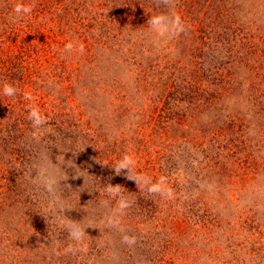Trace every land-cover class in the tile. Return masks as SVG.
I'll list each match as a JSON object with an SVG mask.
<instances>
[{"label":"rangeland","instance_id":"rangeland-1","mask_svg":"<svg viewBox=\"0 0 264 264\" xmlns=\"http://www.w3.org/2000/svg\"><path fill=\"white\" fill-rule=\"evenodd\" d=\"M90 1L96 3L99 0ZM155 6L154 13L177 14L185 24L184 31L168 38L156 37L147 26L145 30L137 32L141 34V38L146 39L145 44L149 48L144 53L148 56L143 58V63L151 62L154 65L155 58L160 60L155 64L166 62L154 67V71L165 73L161 76L167 79L165 89H160L164 81L156 74L152 77L155 86L150 85V90L141 85V72L136 69L134 57L131 56L134 46L117 37V45L99 51L98 58L104 61L100 62L101 67L105 66L108 72L103 71L101 75L99 71H94L96 76L92 77L91 81L84 80L81 85L74 84L75 87L68 89L64 94L72 96L76 103H79V97L86 89L99 87L100 95L106 94L102 97L105 107L97 112V120L94 121L99 123L100 130L104 129V125L107 126V130L101 131L105 137L97 134L89 135L87 140H79V137L73 140L74 143L83 141L82 144H74V148H79L81 152L84 150L81 159L85 156L90 168L95 166L96 159L103 154L104 147L115 144L112 142L117 132V146L113 147L132 156L135 161L134 172L157 178L164 176L168 172L165 162L169 145L182 141L186 146H192L196 142L191 140L190 127L186 126L193 122V117L183 114L187 116L186 123L181 126L184 133L182 136L174 134L168 121L169 115L165 117L168 120H156L160 103L155 105L151 94L156 93L158 88L163 94L162 97L168 95L167 92L173 87L171 85L168 88L167 85L172 82H177L178 87L185 83H190L195 88L198 83L199 87L197 75L190 74L193 68L197 70L194 64L199 61L197 53L202 47L201 41L198 45L194 35H203L201 37L205 38L204 33L215 36V33L220 34V31L224 32L225 29L226 32L235 34L239 28L247 31L250 43L256 35L264 38V0H159ZM148 9L152 11V6ZM10 14V11H6V5L0 4V29L11 23H5L10 19ZM223 36L219 38L213 51L221 50ZM64 37L68 38L66 34ZM130 38L127 40L130 41ZM206 39L209 40L207 37ZM109 51L112 53L109 54ZM39 57L43 61L41 58L36 61L38 66L44 69L43 72L51 70L50 61H46L44 55ZM241 60L244 63L247 58ZM245 64L250 69L264 72V50L255 52ZM4 66H1L2 69ZM241 67L242 65L239 66L240 74L243 77L248 76L249 72L245 70L244 74ZM110 73L115 74L116 78L110 83H102L101 79L110 78ZM58 81L55 78L53 83L59 84ZM20 83L21 91L25 93L23 89L30 85L22 81ZM54 84L49 83L50 87L42 91H47V97L55 100L58 89ZM62 86L60 83L59 87ZM31 91L32 89L28 90L31 98L40 96H34ZM95 91L96 89L87 90L86 94ZM212 91L214 92L213 88ZM221 92L224 93L223 90ZM213 94H220L219 89ZM115 98L116 101H111ZM229 99L231 101L227 110L236 100L232 96ZM61 100L56 99L57 108L58 104H62ZM193 112L201 114L197 115L198 120L212 118L206 109H193ZM245 113L249 121L243 122L244 154L241 153V157L231 156L227 161L228 165L220 170V174L208 173L205 167L200 170L198 159H192L185 170L183 166L176 164L177 169L182 168L176 176L177 184L172 187L174 197L165 199L158 195V202L152 203L153 207L151 202L155 200L154 197L147 196L145 200L147 199L148 203L135 204V208L129 206L120 218L119 227L115 228L105 227L104 220L111 215L116 200L106 201L100 195L94 199L90 192V184L93 183H90L88 174L72 165L67 156V162L71 165L60 170V174H64L66 169L76 168L83 174L87 183L83 189L84 197H87L86 202H79L83 213L79 214L77 210L78 214L72 218L63 208L58 207L62 203L56 202L53 205V200L47 198L49 193L31 177L36 175L37 167L42 164L48 166L59 150L47 149L49 143H45L44 139L40 140L36 132L33 139L38 149L28 145L31 150L27 160L31 159L33 150L37 154L40 152L38 156L34 155L31 164H27V173L15 170L8 173L4 168L6 160L0 158V264H264V113L258 114L253 110ZM111 120H117V128L111 124ZM131 120L139 123L130 125ZM174 121L179 122L177 118ZM137 130L141 132L136 134ZM42 131H45V128ZM195 133H198L196 128ZM65 150L66 148L60 152ZM14 165L15 168H25L23 164L20 165L19 160L13 163ZM127 171L121 172L120 175ZM185 171L189 172L191 182L186 180ZM76 175L74 171L72 176ZM170 183L171 181H168L169 187ZM190 188L193 197H196L197 193V196L203 197H199L196 203L190 202L187 205L184 200ZM192 196H188V199L192 200ZM81 198L83 199L82 196ZM160 201L166 203L162 204ZM191 212H194L192 220L188 218ZM209 212L215 219L211 224L208 220ZM63 220L78 222L82 227L87 226L83 250H66L72 241L63 227ZM120 228L136 237L134 245L128 246L122 242ZM146 246L149 249H146Z\"/></svg>","mask_w":264,"mask_h":264},{"label":"trees","instance_id":"trees-1","mask_svg":"<svg viewBox=\"0 0 264 264\" xmlns=\"http://www.w3.org/2000/svg\"><path fill=\"white\" fill-rule=\"evenodd\" d=\"M16 2H21L25 6L31 5L32 11L28 14H22L21 18L14 23L10 19L7 20L5 23H11L0 29V88L4 83L13 84L18 88L14 98L0 93V158L6 160L4 168L7 169L8 173L13 170L27 173V164H31L34 155L38 156L40 152L37 154L33 150L31 159L27 160L31 150L28 145L38 149L35 139H33L34 133L37 132L40 140L44 139L45 143H49L46 146L47 149L58 148L59 150L57 156L54 155L51 158L48 166L57 170L56 175L60 183L57 186V192L48 194L47 198L53 200V205L56 202L62 203L58 207L63 208L70 217L75 218L78 214L77 210L79 214L83 213L79 202L80 200L86 202L87 199L84 197L85 192L83 191L87 185L83 179V174L76 168L74 170L66 169L64 174H60V170L71 164L88 174L90 183H93L90 184L92 186L90 192L94 199L100 195L106 201H114L115 199L106 198L104 192L105 184H112L117 185L121 193L127 196L131 201L130 207L132 208H135V204H147L148 201L145 198L149 195L155 199L151 205L152 203L156 204L158 195L141 191L142 186L136 184L135 180L128 178L127 173L120 175L127 169L116 174L112 168L111 165L121 157L119 155L123 154L122 151H117L113 147L117 146V132L114 135V142H112L115 144L108 148L104 147L103 154L96 159L93 168L88 167L85 156L84 159H81L84 150L81 152L79 148H74V144H82L83 142L76 141L74 143L73 140H77L78 137L79 140H87L89 135L97 136L99 134L103 136L101 131L107 130V126L104 125V129L100 130L99 123H94L97 120L95 119L97 112L105 107L102 97L106 94L102 93L101 96L99 87L86 89L82 91L79 103H76L72 96L68 97L64 94L68 89L74 88V84L79 83L81 85L84 80L91 81L90 79L96 76L94 71L97 73L99 71L101 75L103 71L108 72L104 68L105 66L101 67V63L104 61L98 58L99 51L117 45V37L134 46L131 56L134 57L136 69L139 73L141 72V85L147 86L150 90V85H154L153 75L156 74L157 77L161 78L165 74L162 71H154V67L166 62L155 64L160 61L155 58L154 65L151 62L143 63V58L148 56L144 53L149 48L145 44L146 39L141 38V34L137 32L145 30L147 20L151 14H154L155 5L158 4L159 0H99L96 3L90 0H0V4L6 5V11L10 12ZM150 6H152V11L148 9ZM228 28L230 29L229 26ZM226 31L225 29L224 32L220 31V34L215 33V36L204 33L205 38L201 37L203 35L199 37L194 35L198 45L201 41L202 47L200 48L201 51L197 53L199 61L194 64L197 70L193 68L190 74L197 75L199 87L198 83L196 88L190 83L178 87L177 82H172V84L167 85L168 88L171 85L173 87L167 92L168 95L165 94L162 97L163 94L158 88L156 93L151 94L155 105L160 103L156 120H168L165 117L169 115L168 121L174 134L182 136L184 133L181 126L186 123L187 116L183 114H189L193 117V122L186 126L190 127L191 140H196V142L192 146H186L182 141H179L170 144L168 148L169 153L165 162L168 172L165 169L167 173L164 176L168 178V181H171V188L177 184L175 182L176 176L179 175L182 168L177 169L176 164L183 166L185 170L192 159H198L200 170L205 167L208 173L220 174V170L228 165L227 161L231 159V156L241 157V153L244 154L242 135H244L245 125L243 122L249 121L246 119L245 112L249 113L253 110L258 114L264 113V72L250 69L245 64L254 56L255 52L264 50V38L256 35L250 43L247 31H242L239 28L234 32L235 34ZM65 34L68 38L64 37ZM122 35H132V37ZM221 36H223L220 43L221 50L213 51ZM127 38H130V41ZM68 41L74 43V48L70 53L65 52L63 47ZM78 45L83 46V51L79 50ZM111 53L109 51V54ZM43 55L46 61H50L49 67L51 68V70L44 72V69L38 66L36 61H39L41 58L39 56ZM241 59L246 61L243 63ZM41 61H43L42 58ZM240 65H242L241 69L244 74H246L245 70L249 72L248 76L243 77L240 74ZM1 66L4 68L2 69ZM48 71H52V73L49 74ZM45 76L48 77L45 78ZM55 78L59 80V84L53 83ZM115 78L116 75L110 73V78L101 79V81L106 84ZM161 79L164 82L159 88L163 90L167 79ZM21 81L30 85L23 89L25 93H29L28 90L32 89L30 93L34 92V96L38 94L40 96L30 100L26 99L25 93L21 91ZM49 83L54 84L58 89L56 92L57 100H61V95H63L62 104H58V108L56 99H50L47 97V91H42L50 87ZM60 83L63 84L62 87H59ZM158 85L160 86V83ZM95 89V92L86 94L87 90ZM209 89L210 92H208ZM218 89L220 94L214 96L213 93H216ZM222 90L224 93L221 92ZM231 96L236 100L232 105H229V110H227ZM130 100L133 101L131 97ZM111 101H116V98ZM241 102L243 104H240ZM28 106L37 107L41 114L48 118L46 124L39 130H34L31 122L27 119ZM199 108L201 110L206 109L212 118L196 119L197 115L201 114L194 113L193 109L198 110ZM175 118L179 122H175ZM135 120H131L130 125L139 123ZM257 123H259L258 120ZM111 124L117 128V120H111ZM44 128L45 131H42ZM133 130L135 132V128ZM139 132L141 131L137 130L136 134ZM68 140L72 142L69 143ZM63 147L66 150L60 152V150L65 149ZM66 156L70 159L71 164L67 162ZM22 159L23 161H21ZM18 160L20 165L23 164L25 168L13 166V163L18 162ZM74 171H76V176H72ZM185 172L187 174L186 180L191 182L192 178H190L189 172ZM156 178L153 177V179ZM191 188L188 190V195H185L184 202L186 201L187 205L190 202L196 203L195 201L199 197H203L200 194L197 196L198 193L196 197H193ZM188 196H192V200H189ZM163 203L165 204L166 201ZM205 211L206 208L204 207V213ZM191 214L188 217L190 220H192L194 212ZM208 220L210 224L215 220L210 212Z\"/></svg>","mask_w":264,"mask_h":264},{"label":"clouds","instance_id":"clouds-1","mask_svg":"<svg viewBox=\"0 0 264 264\" xmlns=\"http://www.w3.org/2000/svg\"><path fill=\"white\" fill-rule=\"evenodd\" d=\"M31 11V5L25 6L21 2H16L11 9L10 20L14 23L21 18L22 14H28ZM147 27L156 37L159 38H168L185 30V24L179 15H168L162 12L151 14L147 20ZM63 47L65 52L70 53L74 48V43L68 41ZM78 47L80 51H83L82 45H78ZM17 92L18 88L10 83H4L2 88H0V93L7 97L14 98ZM24 95L26 99H31L29 93H25ZM27 119L31 122L34 130H39L47 122L46 118L41 114L38 108L32 106H28ZM134 164L135 161L132 156L125 153L111 166L116 174H119L123 169H127L128 178L135 180L136 184H140L142 186L140 189L141 191L149 194H156L165 199H172L174 197V192L172 188L169 187L168 178L166 176H159L158 178L153 179V177L147 174L134 172ZM36 170V175L31 178L38 181L49 194H55L57 192V186L60 183L56 175V170L49 168L44 164L37 167ZM130 173L132 174L130 175ZM104 192L106 198L116 200V206L112 210L111 215L104 220L105 227H119L120 218L130 206L131 201L126 195L121 193L120 188L117 187V185L105 184ZM62 223L67 231L70 241H72V243H69L66 250L70 252L83 250V239L86 234L85 228L87 226L82 227L78 222L62 221ZM119 230L122 233L121 240L124 244L128 246L135 244L136 237L134 235L127 234L124 232L123 228H120Z\"/></svg>","mask_w":264,"mask_h":264}]
</instances>
